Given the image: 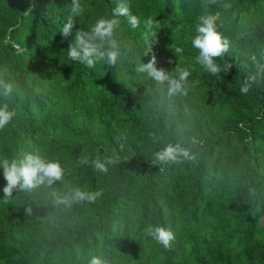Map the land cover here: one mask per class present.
<instances>
[{"label":"trees","instance_id":"obj_1","mask_svg":"<svg viewBox=\"0 0 264 264\" xmlns=\"http://www.w3.org/2000/svg\"><path fill=\"white\" fill-rule=\"evenodd\" d=\"M117 3L81 0L64 38L71 0H0V107L13 113L0 129V264H264V0H128L141 24L117 18V64L69 60L75 31ZM208 14L228 42L216 75L192 47ZM152 55L170 78L190 73L184 91L136 72ZM169 144L194 158L158 163ZM28 153L63 178L5 197L3 161ZM97 157L115 161L106 174ZM76 189L101 195L56 203ZM156 225L174 232L170 248L146 234Z\"/></svg>","mask_w":264,"mask_h":264},{"label":"clouds","instance_id":"obj_2","mask_svg":"<svg viewBox=\"0 0 264 264\" xmlns=\"http://www.w3.org/2000/svg\"><path fill=\"white\" fill-rule=\"evenodd\" d=\"M34 4L30 6L27 12H30ZM84 7L81 0H71V7L66 22L61 27V36L67 38L74 30V16H79L83 13ZM118 17H124L131 29H137L140 24V18L133 14L128 0H118L114 9H112V17H100L96 19L88 32L76 30L74 39L69 43L67 49V58L75 61L87 68H95L98 61H105L109 66L117 64L120 58V49L117 41L113 38L114 33L119 26ZM144 25L147 29L154 27V21L151 17L144 20ZM199 35L195 36L192 41V47L197 49L199 54L196 56V62L204 67V69L216 75L221 71V68L215 62V58L221 56L227 51L228 42L223 38L222 34L216 29V17L208 14L200 17V22L197 26ZM105 45H107L105 47ZM177 54L182 52V48L176 47ZM136 72L147 73L148 76L154 79L158 84L167 82L169 95L184 91L182 82L186 81L190 73L187 70H179V78H170L168 73L163 68L156 66V56L152 55L147 63L139 64L136 67ZM7 91H11V86H6ZM249 88L247 85L241 86V94H247ZM186 94V92H185ZM13 113L7 110V107H0V129L7 125ZM179 157L185 159H193L190 152L186 148H182L179 144H169L161 151L155 153V159L158 163L179 162ZM87 158H82L81 163H87ZM115 163L111 158L101 161L99 157L92 161L93 168L103 173L108 172L107 164ZM4 177L7 184L3 189L5 197H10L13 189L30 191L47 182L50 186L56 180H61L64 175V170L55 160H45L39 155L32 153L26 154L20 160H4L2 163ZM101 195L100 192H85L80 189L75 190L74 197L70 201L67 197H58L56 203L70 204L71 202L87 200L89 203H94ZM146 234L151 236L158 244L165 249L171 247V242L175 240V234L170 229L156 225L149 226ZM89 264H106V261L100 256H93Z\"/></svg>","mask_w":264,"mask_h":264}]
</instances>
